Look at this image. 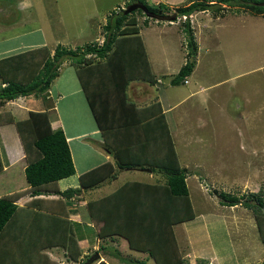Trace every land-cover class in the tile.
I'll return each mask as SVG.
<instances>
[{"label": "crops", "instance_id": "0c3cea01", "mask_svg": "<svg viewBox=\"0 0 264 264\" xmlns=\"http://www.w3.org/2000/svg\"><path fill=\"white\" fill-rule=\"evenodd\" d=\"M127 1L128 0H113L111 7L115 9L116 6H118L116 4L121 2L120 6H123ZM148 1L150 3L154 2L155 4L163 2L171 7H177L188 4V1L190 2V0ZM63 2L65 3V9L63 11L62 9L58 11L59 19L66 23L64 16L71 14L70 11H72L68 6L74 7L75 11L79 10L80 14L82 10H86L87 18L86 25L84 26L88 27L89 24L93 22L92 25L97 26L102 34V37L97 43L103 44L106 37L103 33V26L107 24L109 20L110 11H105L103 13L101 8L110 7L108 0H64ZM28 4L27 0L0 1V58L42 46H48L54 53L58 45H67L70 42L67 36L70 31L67 32V29V34L65 36H53L49 33L51 27L46 28V26L43 25V21H40V25H38L35 19L39 17L38 15L41 11L40 7L37 6L39 12L36 14L35 18L32 17L33 14L25 12V7L28 8L30 6V4ZM92 7L95 8V10H93ZM209 11L211 10L199 11L190 16L194 29H196L197 25L195 20L196 17L199 18L202 28L203 26L207 28L204 23L207 22ZM238 14H241V12L235 10V13L231 15L237 17ZM100 15H102L101 18H97V16ZM260 16L264 17V15ZM185 18L186 17L179 18L178 21L175 22H166H168L169 25H178L181 19ZM211 19H213V22L218 23L215 29H220L221 27L223 28L222 22L227 20L228 16L219 14L216 18ZM144 21V25H147L148 29H152L154 24H151V20L144 19ZM13 25L16 27L20 25L23 26L21 29L16 28V30H13ZM203 31L205 30L203 29ZM140 34L151 65L152 52L149 49L142 28ZM204 34L206 38H209L208 32L207 34L204 32ZM71 38L75 40L74 37L71 36ZM218 39L219 36L216 34L214 38H212V40H214L213 45L216 47ZM96 40H98V38ZM209 50L210 48L207 47V51ZM198 54H200V52ZM151 68L153 70L152 65ZM87 69L88 70L85 72V82L89 92L97 101V107L102 110L103 116L106 117L109 124L119 122L116 123V125H110L114 127L108 128L105 132H103L97 124L76 67L70 60H65L63 62L58 77L53 81L50 89L43 95L19 97L18 99L7 102L5 105L0 106V116L10 111L17 120H22L18 119L17 113L26 116L23 117V119H25L29 116L31 110H47L50 114L53 127L62 128L66 133L76 166L75 175L79 182V178L82 174L107 163L113 164L116 168L117 179L120 178L123 172H131V174L138 173L140 177L134 180H120L118 183H114L116 178L110 179L96 187L83 191V193L78 196L70 198H65L55 191H65L74 187L70 183L61 186V182L68 179L65 178L52 184L50 188H47L50 189V191L43 190L42 193L33 195L26 177V167L28 165L26 153L16 123H0V197L13 195L19 192L23 194L17 199L19 209L16 211L11 222L6 226L3 234L4 237L0 240V263H4V258L11 257L10 248L14 246V243H18L14 239L17 237L21 238L23 241H31L30 245L41 246V250L47 247L50 248L47 254L42 251L43 257L37 250V258L41 259L40 264H46V261L51 262V264L75 263L74 260L67 256V249L64 244L60 245L62 242L61 239L65 238V235L63 236V234L60 233L62 231L61 228H64L69 230L73 229L72 231L75 237L78 238L83 256L90 255L92 254L91 252H94L91 256L92 258H96V263L92 264H98L101 261H105L109 264H141L143 261L146 262V264H152L151 258L147 253L148 256L144 259L140 258L141 254L144 255L142 252L134 255L133 253H136V251L130 249V245L125 237L113 235L112 233L107 235L103 234L101 236V227L104 225V222L95 221V219L91 217L88 203L108 197L130 182L155 184L165 183L167 180V176L164 173L153 172L149 167L122 169L118 163L119 160L123 163L133 162L135 159L150 160V162H155L157 160L161 161L164 152L167 150V146L174 143L181 165L187 170L188 181L189 177H191L190 173H193L190 169V160L196 158L198 155L196 145L199 144L204 150L206 146L211 148L215 144L214 137L218 133L214 128L212 134H210L211 138L209 137V139L201 133V128L203 129L204 127V121H202L203 117L200 115L202 104L206 103L207 107L213 105L214 101L212 96L203 103L197 100L190 102L189 96H191L190 99H192L197 92L195 91L183 97L179 102L173 105L169 104V100L167 101V94L161 92L157 87V81L152 84L144 79H132L127 81L124 88H118L115 79L111 77L109 71L99 73V77H93V75L90 74L92 68L88 67ZM187 80V84H189L190 81L189 79ZM200 92L206 93V88H200L199 93ZM123 93L124 97L127 98L129 102L141 108L140 112L133 114L129 108L125 107L123 101L118 99V96ZM186 99L191 103L192 111L195 112L197 116L192 118H189L188 115H186V117L184 116L185 121L183 129L180 128L179 130L177 128L179 132L176 135V133L172 131L168 114L177 109V107L181 105V102ZM30 103H36V106L32 107ZM157 103H160L162 113H164L169 125L170 139L166 134L163 120L161 118L158 119L161 112H159L160 108L156 105ZM206 109L208 108H205V110ZM182 123L183 122H181V124ZM178 124L180 125V122H178ZM180 145L182 146V151H185L183 155L179 153ZM200 165L202 164H196V167ZM196 173L198 175V171L193 174L196 175ZM199 175L197 178L200 181L201 179L204 181L205 176ZM200 184H202V182H200ZM128 190V188L122 190V192H120L122 195L117 194L114 196L111 202L106 204V207L116 204L120 198H123L122 200L124 203ZM189 191H191L190 187ZM221 207L226 208L228 206L223 205ZM45 209L49 211L45 212ZM28 216H31L32 220H30ZM217 216H219V214ZM58 217L69 220L71 222L69 228H65L62 225L59 227ZM118 223L117 219L113 221V224H116V226H118ZM185 223H187V221L178 223L173 227L181 251L182 242L184 244L188 243V245H190L189 247L194 252L197 249V243H200L203 238L208 237L211 239L212 235L210 236V229L212 228L205 227L199 230L197 234L195 226L189 225V223L192 222ZM177 226L180 227L181 233L179 234L181 237L176 233L175 228ZM256 226H254V234L259 237L258 227L256 228ZM113 228L111 226L108 229L112 230ZM138 231L141 233V230ZM227 231L228 235L232 237L231 243L237 256L243 258L244 262H241V264L253 262L250 260L257 256H254L255 253H257L256 246H260V244L249 243L248 236L239 237L241 232L247 235L242 226L239 228L236 226L235 230L234 227L232 228L230 222H228ZM234 231L237 233L239 231L240 234L237 235L239 238H236ZM237 240L240 241L237 242ZM60 246H62L63 252L59 251V248H61ZM190 256L191 252L188 251V254L183 255V258L187 261L186 258Z\"/></svg>", "mask_w": 264, "mask_h": 264}, {"label": "trees", "instance_id": "16d2710c", "mask_svg": "<svg viewBox=\"0 0 264 264\" xmlns=\"http://www.w3.org/2000/svg\"><path fill=\"white\" fill-rule=\"evenodd\" d=\"M135 2L143 4L144 8L131 12L121 9L111 15L107 24L103 26V33L106 36L103 44L91 42L75 49L58 45L54 53L48 46H42L0 58V106L19 97L43 95L58 77L63 62L70 60L76 67L97 124L105 132L108 128L114 127L110 125H116L119 122L109 124L103 116L102 110L97 107L95 97L87 88L85 72L88 67H91L90 74L93 77H99V73L109 71L118 88H124L127 81L132 79H144L152 84L156 83V77L152 73L140 34L139 15L149 17L145 8L148 13L154 15L149 19L178 21L179 18L186 17L182 25L187 34V47L190 51L187 52L186 63L181 67L177 76L171 80L174 86L183 84L192 75L197 64L195 57L198 54V46L190 17L192 14L199 11H221L227 7H237L239 10L264 15V0H190L188 4L178 7H171L163 2L151 5L148 0H131L127 3L128 7ZM173 9L175 12L171 13ZM118 99L123 101L131 113L137 114L136 112L141 111V108L124 97V93L118 96ZM156 105L161 112L158 119L163 120L166 134L170 139V128L166 117L162 113L160 103ZM8 112L6 116H0V123H16L26 153L28 162L26 177L33 195H38L43 190L50 191L47 188H50L52 184L76 174V166L66 133L62 128L53 127L47 110H31L29 116L22 120H17L10 111ZM118 163L122 169L149 167L153 172L164 173L167 180L165 183L155 184L130 182L108 197L90 201L88 208L91 217L95 221L104 222L100 235L113 232V235L125 237L129 240L132 249L147 253L156 264L186 263L173 227L178 223L193 219L196 214L190 199L187 170L181 165L174 143L167 146L161 161L150 162V160L135 159L133 162L126 163L119 160ZM115 178H117L116 168L113 164L107 163L82 174L79 178L80 187L55 191L65 198L75 197L87 189ZM127 188L129 190L124 203L123 198H120L116 204L106 207L114 196L122 195L120 192ZM212 193L220 199L222 205H241L250 209L257 219L260 239L264 244V190L237 195L213 189ZM21 195H23L22 192H19L0 197V236L19 209L17 199ZM115 219L119 222L118 226L113 224ZM57 220L59 227L62 225L69 228L71 223L69 220L61 217ZM111 226L114 228L109 230ZM68 230L65 229L63 244L67 249V256L78 261L83 252L73 229ZM138 230H141V233ZM60 233L64 234V231ZM38 252L43 257L42 250L38 249ZM90 258L91 256L87 258V262ZM40 263L41 259L37 258L33 264ZM46 264H51V262L46 261ZM98 264L109 263L101 261ZM141 264H146V262L143 261ZM197 264L204 263L198 262ZM257 264H264V261Z\"/></svg>", "mask_w": 264, "mask_h": 264}, {"label": "rangeland", "instance_id": "374dc122", "mask_svg": "<svg viewBox=\"0 0 264 264\" xmlns=\"http://www.w3.org/2000/svg\"><path fill=\"white\" fill-rule=\"evenodd\" d=\"M63 1L27 0L30 6L25 7V12L33 14L32 17L36 18V14L39 12L37 6L40 7L41 11L39 17L35 19L36 23L40 25V21H43L46 28L51 27L49 33L53 36L63 37L70 31L71 35L69 32L67 34L70 42L67 45H62L66 48L75 49L91 42L97 43L102 34L97 26L92 25L93 22L88 27L84 26L87 18L86 10H82L80 14L79 10L75 11L74 7L68 6L72 11H70L71 14L64 16L66 23L59 19L58 11L65 9ZM129 1L123 5L124 7L120 6L121 2H119L114 9L111 7L113 0H108L110 7H102L101 10L103 13L110 11V18L115 11L128 8L127 3H130ZM153 4L155 3L151 2V5ZM236 8L209 11L207 22L204 23L207 28L204 26L202 28L199 18L196 17L197 25L194 32L198 53L200 52L195 57L197 68L195 67L196 70L193 75L187 78L190 81L189 84L184 82L178 86L172 85L171 80L177 76L181 67L186 63L185 61L188 59L187 52L190 51L187 47V34L184 32L182 25L184 19H181L178 25H169L166 21H158L153 18L149 19L146 15H139L143 34L152 52V73L156 77L157 87L161 92L167 94L169 104L174 105L183 97L195 91L197 92L192 99L189 96L190 102L197 100L203 103L210 96L214 101L213 105H209V107L206 106V103H203L200 115H202V121H204V127L201 128L202 134L209 139L213 128L217 131L218 134L214 137L215 144L211 148L206 146L204 150L203 147L197 144L198 153H196L198 155L190 160L191 172L198 171V175L205 176V180L201 179L200 181L197 178V173L195 175L189 172L191 177L187 181L191 190L190 199L196 214L187 223L192 222L189 225L195 226L197 234L199 230L205 227L212 228L210 229V236L212 235L211 239H213L203 238L200 243H197V249L194 252L188 243L184 244L182 242V254L186 255L188 251L191 252V256L186 258L187 261L183 264H197L198 262L204 264L243 263V258L237 256L231 243V235H228V222L235 230L236 226L237 228L242 226L243 230L246 231L247 235L234 231L236 238L248 236L249 243H259L261 246H256L257 253L254 256H257H253L254 258L250 260L253 262L248 264H257L264 261V244L260 239V234L259 237L254 234V226L257 225V228L258 224L253 212L241 205L221 207L223 205L220 204V199L212 193L213 189L237 195L264 190V17ZM235 10L241 12L237 17L231 15L235 13ZM173 12H175L174 9L171 10V13ZM219 14L227 15L228 19L222 22L223 28L215 29L218 23L213 22L211 18H216ZM101 16H97V18H101ZM144 19L151 20V24H154L152 29H148L147 25H144ZM22 26L16 27L13 25L12 28L16 30V28L21 29ZM204 32L209 33V38L205 37ZM215 34L219 36L218 43L220 45L217 43V47L213 45L214 40H212ZM71 36L75 40H72ZM97 38L98 40H96ZM207 47L210 48L209 51H207ZM203 87L206 88V93H199V89ZM189 100H184L177 109L168 114L172 131L176 135L179 132L177 128L179 130L180 128L183 129L186 115L189 118L197 116L192 111ZM30 104L32 107L36 106V103ZM205 108L208 109L205 110ZM17 117L23 119L26 116L17 113ZM178 122H180V125ZM181 122L183 123L181 124ZM181 151L182 146L180 145L179 153L183 155L185 151ZM196 164L202 165L196 167ZM138 177H140L138 173L123 172L120 178H116L114 183L126 179L134 180ZM66 183H70L74 187L80 185L76 175L62 181L61 186ZM48 211V209H45V212ZM218 214L219 216H217ZM28 218L32 220L31 216H28ZM175 229L176 233L180 235V227L177 226ZM61 230L64 231V236L65 229L61 228ZM4 232L1 234L0 240L3 239ZM110 233L113 234V232ZM238 234H240L239 237ZM14 239L18 243H14V246L10 248L11 257L4 258V263L0 264H33L35 258H37V250L41 249V246L30 245L31 241H23L18 237ZM61 240L60 245H63L65 238ZM127 241L130 245L128 239ZM239 241L237 240V242ZM60 247L59 251L63 252L62 246ZM130 249L132 248L130 247ZM42 251L47 254L50 248H43ZM134 251H136V253H133L134 255L140 252ZM91 253L94 254V252ZM142 253L144 255L141 254L140 258L144 259L148 256L145 252ZM92 254L83 256L82 253L80 259L73 264H86L87 258ZM90 259H92V256ZM83 261L86 262L83 263ZM151 262L156 264L153 258H151Z\"/></svg>", "mask_w": 264, "mask_h": 264}, {"label": "water", "instance_id": "95a60500", "mask_svg": "<svg viewBox=\"0 0 264 264\" xmlns=\"http://www.w3.org/2000/svg\"><path fill=\"white\" fill-rule=\"evenodd\" d=\"M138 8H144L143 4L139 3V2H135L133 4H131L128 8H126V10L128 12L134 11ZM145 12L149 15V17H153L154 15L152 13H148L147 9L145 8ZM96 258H92L90 259L87 264H92L93 262H95Z\"/></svg>", "mask_w": 264, "mask_h": 264}, {"label": "built area", "instance_id": "2783aa9c", "mask_svg": "<svg viewBox=\"0 0 264 264\" xmlns=\"http://www.w3.org/2000/svg\"><path fill=\"white\" fill-rule=\"evenodd\" d=\"M187 82H188V80L185 81V83H187ZM211 264H212V263H211Z\"/></svg>", "mask_w": 264, "mask_h": 264}]
</instances>
